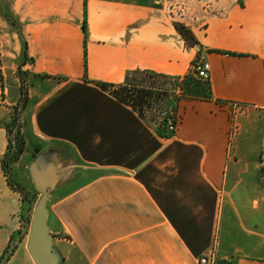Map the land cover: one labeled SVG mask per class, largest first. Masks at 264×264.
Returning a JSON list of instances; mask_svg holds the SVG:
<instances>
[{
	"label": "crops",
	"instance_id": "crops-1",
	"mask_svg": "<svg viewBox=\"0 0 264 264\" xmlns=\"http://www.w3.org/2000/svg\"><path fill=\"white\" fill-rule=\"evenodd\" d=\"M7 5L20 28L0 24L15 52L11 65L0 50V161L20 66L30 88L13 180L15 167L28 168L50 147L85 167L47 204L63 264H198L202 256L264 264V0ZM175 24L188 28L199 48L189 47ZM197 56L209 64L211 99L180 100L169 138L97 86L121 84L134 70L182 77ZM21 204L0 162V259L12 247L4 264H34L21 235Z\"/></svg>",
	"mask_w": 264,
	"mask_h": 264
},
{
	"label": "trees",
	"instance_id": "trees-1",
	"mask_svg": "<svg viewBox=\"0 0 264 264\" xmlns=\"http://www.w3.org/2000/svg\"><path fill=\"white\" fill-rule=\"evenodd\" d=\"M85 26V21H83L82 30L84 34ZM174 27L189 47L199 48V44L195 36L188 28L180 24H175ZM23 54L25 56V50L23 51ZM197 60L198 56L195 57L192 65H194ZM18 78L20 82L18 107L14 109V113L11 115L10 121L6 124L8 146L7 151L1 158L0 162L9 186L19 193L20 188L15 184L13 185L9 180L10 176L12 178V165L17 162L19 158V151L25 144L23 137L20 135V113L23 109L22 107H24L23 105L25 104L26 87L22 76L18 75ZM169 80L179 84L180 95L176 98L177 102L181 99H211V91L208 80L201 81L196 78L193 74L192 68L182 77H169L148 70H134L125 74L124 80L121 84L114 85L108 83H97V86L109 93L120 103L130 107L141 119L148 122L146 120V114L153 109L159 108V103L163 100H165L168 104V101L172 99V96H174L173 91L166 87V81ZM177 104L171 109V112L168 113V117L173 120V123H176ZM148 123L151 124V126H154L156 133L160 137L169 138L172 135V132L167 130L164 121ZM11 253L12 247H8L1 256L0 264H4Z\"/></svg>",
	"mask_w": 264,
	"mask_h": 264
},
{
	"label": "water",
	"instance_id": "water-1",
	"mask_svg": "<svg viewBox=\"0 0 264 264\" xmlns=\"http://www.w3.org/2000/svg\"><path fill=\"white\" fill-rule=\"evenodd\" d=\"M63 153V150L50 147L38 153L27 168L33 188L39 194L26 240V249L34 264H63L60 252L53 245L54 236L48 229L47 204L53 191L68 183L76 169L85 168L72 155L65 157ZM260 164L264 167V148Z\"/></svg>",
	"mask_w": 264,
	"mask_h": 264
},
{
	"label": "rangeland",
	"instance_id": "rangeland-1",
	"mask_svg": "<svg viewBox=\"0 0 264 264\" xmlns=\"http://www.w3.org/2000/svg\"><path fill=\"white\" fill-rule=\"evenodd\" d=\"M7 1L8 0H0V24L1 23H7V25L9 27H11L13 30H18V28H20L18 26V24L13 21L10 16L8 15V5H7ZM149 1V0H148ZM12 20V21H11ZM2 27L0 26V36L5 37V41L0 39V50H5L6 54H7V59H11L10 62L14 61L13 60V55H14V44L10 39V34L8 32H2ZM199 59V58H198ZM10 63L11 65L13 63ZM12 71V70H11ZM18 75L22 76V78L24 79V83H25V87H26V99H25V104L23 106L26 105L27 100H28V90L30 88L27 76L25 74V72H23V70H21V67L18 66L16 72ZM201 80V79H200ZM204 81V80H201ZM167 85L166 87L169 88L171 91H173L174 96H172V99H170L168 101V104L165 102V100H163L162 102L159 103V108L157 109H153L151 110L149 113L146 114V120L148 122H161V118H162V113H170L171 109L179 102L176 101V98L180 95V87L179 84L169 80L166 81ZM181 100H185V99H181ZM18 101H19V97L18 100L16 102V105L13 107V112L14 113V109H16L18 107ZM24 108V107H22ZM237 110V109H236ZM22 111V110H21ZM241 112L240 111H236L233 113L232 117H231V127L229 130V139L233 138L237 133H238V126L236 124V115H238V113ZM11 114V115H12ZM21 121V119H20ZM23 127L22 122H20V135L21 137H23L24 140V133L21 132V128ZM22 152V150H21ZM260 158V156H259ZM25 163H21L19 164L17 167H15L17 173H18V182H15V180H13V178H11V176L9 177V180L11 181V183L14 185H17L20 188V192L19 195L21 197L22 200V212H23V220H21L22 222V229H21V235L25 236L26 240H27V236H28V232H29V227H30V221H31V217L33 214V210L34 207L36 205V202L39 198V194L35 191V189L33 188L29 173H28V169L27 167L24 166ZM264 170V168H263ZM35 191V192H34ZM63 239H65L66 241H68V239L66 237H62Z\"/></svg>",
	"mask_w": 264,
	"mask_h": 264
},
{
	"label": "built area",
	"instance_id": "built-area-1",
	"mask_svg": "<svg viewBox=\"0 0 264 264\" xmlns=\"http://www.w3.org/2000/svg\"><path fill=\"white\" fill-rule=\"evenodd\" d=\"M193 74L196 78L201 80H208L209 64L202 59H198L194 65H192ZM168 113H162L161 121H164L166 128L172 134L176 130L177 121L173 123V120L168 117ZM198 264H215L210 256H202L198 259Z\"/></svg>",
	"mask_w": 264,
	"mask_h": 264
}]
</instances>
